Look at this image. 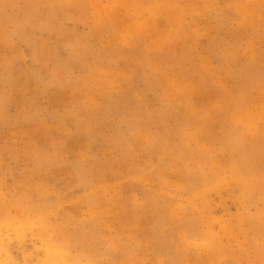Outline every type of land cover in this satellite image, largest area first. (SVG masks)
Returning <instances> with one entry per match:
<instances>
[{
    "label": "rangeland",
    "instance_id": "1",
    "mask_svg": "<svg viewBox=\"0 0 264 264\" xmlns=\"http://www.w3.org/2000/svg\"><path fill=\"white\" fill-rule=\"evenodd\" d=\"M0 264H264V0H0Z\"/></svg>",
    "mask_w": 264,
    "mask_h": 264
},
{
    "label": "bare ground",
    "instance_id": "2",
    "mask_svg": "<svg viewBox=\"0 0 264 264\" xmlns=\"http://www.w3.org/2000/svg\"><path fill=\"white\" fill-rule=\"evenodd\" d=\"M230 140V144L232 145L233 149L232 151H239L241 149V141L242 137L241 136H233V133L230 131L227 136ZM229 145V144H228ZM229 148V147H228ZM22 207V206H21ZM31 210V209H30ZM32 211V210H31ZM24 212V211H23ZM13 222V221H12Z\"/></svg>",
    "mask_w": 264,
    "mask_h": 264
}]
</instances>
